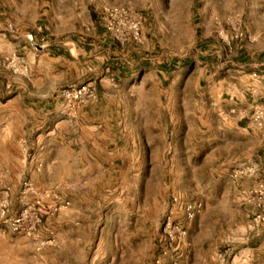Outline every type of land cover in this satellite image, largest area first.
Listing matches in <instances>:
<instances>
[{"label":"rangeland","instance_id":"374dc122","mask_svg":"<svg viewBox=\"0 0 264 264\" xmlns=\"http://www.w3.org/2000/svg\"><path fill=\"white\" fill-rule=\"evenodd\" d=\"M111 6L132 8L144 16L143 41L125 46L117 43L112 62H125L130 74L125 81H118L117 87L110 88L116 106L114 115L120 111L126 118L121 131L128 145L133 147L134 135L142 133L139 176L128 173L125 187L97 189L100 194L104 192V197L109 196L103 201L97 199V194L89 195L93 189L74 181L41 189L23 174L21 182L30 178L44 196V204L58 210L43 213L39 242L10 232L0 217V264H46L41 251L57 245L55 235L62 228L92 229L90 247L97 248L99 239L104 238L122 241L128 257H133L131 261L136 255L137 264H153L162 244L161 225L171 195L194 200L199 199L195 198L197 193L208 196L215 190V170L227 154L231 139L220 140V124L213 109L216 100L214 95L207 97L206 91L220 86L224 76L226 86L234 82V75L227 72L238 70L232 61L243 45L264 48V0H0V75L11 71L25 76L30 71L23 55L6 50L12 40L41 49L47 48L42 44L64 38L92 42L102 33L101 18ZM13 53L19 57L16 62L12 60ZM172 58L177 59L176 69L164 78L159 65ZM1 81L0 77V85ZM79 113L67 116L76 118ZM245 160L248 159L238 161ZM0 178L4 181L3 173ZM229 180L234 184L226 182L224 188L232 209L236 208L234 201L239 200L241 208L246 205L245 216L250 208L245 200L249 187L235 190L239 181L230 175ZM8 186L11 209L16 211L22 204L21 188L13 199V189ZM182 215L178 214L180 218ZM195 219L188 225L189 234ZM211 224L208 219L203 230L212 234ZM108 229L110 232H106ZM64 235V255H78L80 251L72 242L76 235ZM49 238L53 242L45 243ZM188 242L187 238L176 255V263L182 260L181 253ZM215 259L218 264L216 252Z\"/></svg>","mask_w":264,"mask_h":264},{"label":"crops","instance_id":"0c3cea01","mask_svg":"<svg viewBox=\"0 0 264 264\" xmlns=\"http://www.w3.org/2000/svg\"><path fill=\"white\" fill-rule=\"evenodd\" d=\"M243 46L232 61L238 70L227 72L234 75L235 83L226 86L224 76L220 86L214 85L206 91L207 97L214 95L216 100L213 109L220 124L217 129L220 140L231 139L230 147L215 170L217 194L209 192L207 196L200 192L195 196L205 206L190 226L182 260L174 264H217L216 249L228 237L233 240L234 264H264V227L247 236L246 205L241 208L237 204L239 200H235L236 208L232 209L224 188L226 182L232 185L229 173L238 160L258 162L261 167L258 177L264 178V124L255 127L250 123L253 107L264 106V48ZM117 49V42L105 28L92 42L64 38L43 49L30 47L25 41L10 42L6 50L18 51L30 67L25 76L11 71L0 75V174L12 187L13 199L20 191L23 174L41 189L74 181L76 185L93 189L89 195L97 194V199L103 201L109 196L104 197V192L100 194L97 189L125 187L128 173L139 176L142 133L134 135L133 147L130 142L128 145L121 131L126 118L120 111L114 115L116 106L111 98V86L117 87V82L125 81L130 74L125 62H112ZM173 59L159 65L162 77L176 69L169 67ZM97 80V99L83 106L76 118L68 117L60 88ZM255 180L242 179L237 183L239 186L235 183L234 189L249 187ZM208 219L212 222V234L203 230ZM69 232L76 235L72 242L80 251L78 255H64L67 248L64 234ZM85 232L89 234L87 237ZM93 235L92 229H59L55 235L57 245L44 248L40 257L46 264L65 261L67 264H137L136 255L131 261L133 257H128L122 241L104 238L99 239L97 248L90 247ZM245 255L249 259L244 263Z\"/></svg>","mask_w":264,"mask_h":264},{"label":"built area","instance_id":"2783aa9c","mask_svg":"<svg viewBox=\"0 0 264 264\" xmlns=\"http://www.w3.org/2000/svg\"><path fill=\"white\" fill-rule=\"evenodd\" d=\"M101 22L105 31L121 46L143 41L144 16L135 9L124 6L108 7L102 15ZM42 46L47 45L42 44ZM12 55L13 62H16L18 55L16 53ZM23 66L25 71L29 70L26 63ZM59 92L63 98L65 114L71 116L77 115L87 103L95 101L98 95L94 81L71 83L61 87ZM250 123L255 127L263 126L264 106L255 105L253 107L250 113ZM260 171L261 167L258 162L245 160L235 163L229 173L235 182L245 178H256L255 182L245 191L246 203L250 204V208L245 213L246 234L249 237L264 227V178L258 177ZM10 194V187L0 178V217L3 225L12 233L39 242L41 238L39 226L43 213L52 214L58 208L46 206L44 196L35 183L27 177L21 182L22 204L16 211L11 209ZM30 197L35 200H31ZM203 208L202 199L187 200L176 193L171 195L161 225L162 244L153 264H166L169 260L176 263V255L180 253L183 243L188 238V225L202 212ZM180 212L183 213L181 218L178 216ZM52 242V238L45 241V243ZM232 243V238L228 237L216 251L218 264H234L233 260L236 255L233 254ZM40 244H44L43 241ZM248 259L249 255L242 257L244 263Z\"/></svg>","mask_w":264,"mask_h":264},{"label":"trees","instance_id":"16d2710c","mask_svg":"<svg viewBox=\"0 0 264 264\" xmlns=\"http://www.w3.org/2000/svg\"><path fill=\"white\" fill-rule=\"evenodd\" d=\"M209 41V39H205V42L207 43ZM210 43H208L209 45ZM177 64V59H173L172 63L169 64V67L172 68V66H176Z\"/></svg>","mask_w":264,"mask_h":264},{"label":"water","instance_id":"95a60500","mask_svg":"<svg viewBox=\"0 0 264 264\" xmlns=\"http://www.w3.org/2000/svg\"><path fill=\"white\" fill-rule=\"evenodd\" d=\"M38 48H40V46H37Z\"/></svg>","mask_w":264,"mask_h":264}]
</instances>
